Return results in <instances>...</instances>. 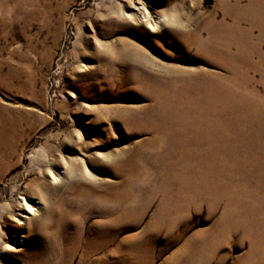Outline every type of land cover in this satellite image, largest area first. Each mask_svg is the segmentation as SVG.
<instances>
[{"label":"rangeland","instance_id":"rangeland-1","mask_svg":"<svg viewBox=\"0 0 264 264\" xmlns=\"http://www.w3.org/2000/svg\"><path fill=\"white\" fill-rule=\"evenodd\" d=\"M0 124V264H264V0H0Z\"/></svg>","mask_w":264,"mask_h":264},{"label":"bare ground","instance_id":"bare-ground-1","mask_svg":"<svg viewBox=\"0 0 264 264\" xmlns=\"http://www.w3.org/2000/svg\"><path fill=\"white\" fill-rule=\"evenodd\" d=\"M146 21L148 24L152 25V27H155L159 22V21L157 22L152 21L150 23L149 18L148 20L146 19ZM19 132L21 133V130L16 126L9 125V124H0V174L6 173L8 170L15 167L17 164L15 161L16 158L14 156H15V150L17 149L16 147L17 141H19L18 134H17ZM47 166H45L44 171L37 172L38 177L40 176L39 179H33L25 183V186H24L25 190L27 187L30 186V184H32L31 182L35 180H38V182L35 183V185L40 188L45 187V185L47 184H55L59 181L62 173L52 172L51 170L48 169ZM65 170L66 172L70 171L68 168H65ZM41 177L47 178V181L43 180ZM32 195L33 193L31 191L26 190L24 194H22L21 196L19 195L20 196L19 199H15V202H16L15 203V214H13V216L11 217V222L7 224V228L11 229L10 234L7 236L8 238L6 239V241L0 244V255L1 254L5 255L4 254L5 252H16L22 257L24 255L29 256L28 258H30V260H32V258L34 257V254H35L34 247L35 246L30 243L29 241L30 239H28V235L24 231V226L28 227L37 209L36 206L38 203H35L34 200H32ZM2 210L4 213H8V215H12V214H9L10 212L8 211V209L3 208ZM117 223L116 225H118ZM111 227L116 229V226H111ZM108 241H110V239ZM89 242L90 243L88 244V247L84 248L83 252L81 253L80 262L84 261L86 257H88V255L92 253L94 254L100 249L108 247V245L106 244L107 242L101 243V241L97 242V241L90 240V239H89ZM135 250L137 251L138 248L137 249L134 248L133 251ZM115 252H116V249H111L108 251V255L110 257H113L112 255ZM64 253L66 254L65 251ZM65 254L62 255V253H60L58 255L59 259H57V261L59 264H67L68 259H67V255ZM92 264H96V263L93 262Z\"/></svg>","mask_w":264,"mask_h":264}]
</instances>
